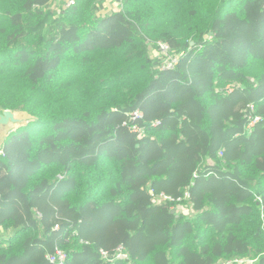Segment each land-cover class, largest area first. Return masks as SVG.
Segmentation results:
<instances>
[{
    "label": "trees",
    "instance_id": "obj_1",
    "mask_svg": "<svg viewBox=\"0 0 264 264\" xmlns=\"http://www.w3.org/2000/svg\"><path fill=\"white\" fill-rule=\"evenodd\" d=\"M52 1L0 0V264H264V0Z\"/></svg>",
    "mask_w": 264,
    "mask_h": 264
},
{
    "label": "built area",
    "instance_id": "obj_2",
    "mask_svg": "<svg viewBox=\"0 0 264 264\" xmlns=\"http://www.w3.org/2000/svg\"><path fill=\"white\" fill-rule=\"evenodd\" d=\"M121 2V0H118ZM74 4V0H68L65 7H70L71 5ZM158 50L160 52H164L165 56L160 57L165 59L164 60V64L162 66V68L164 70H168V69H173L175 68L177 61H178V57L175 56L174 54H172L170 48L168 45L163 44V43H159L158 44ZM167 60V62L165 63V61ZM142 114L140 112H135L134 113V118H141ZM259 121V119H256V122ZM134 131L136 132H140L142 133L143 130H141L138 126H134L133 128ZM190 199V194L189 192H185L184 196L182 198H179L176 202H177V208L180 207L181 205L180 203L186 200ZM156 203H161L163 201H174L172 198L165 196L164 194L160 195L158 198H156ZM259 202L261 203V200H259ZM175 208V212L176 209ZM101 257L105 262H108L110 264H115L118 261H125L127 264H132L131 262V257L130 255L125 251V248L123 246H119L117 247L113 252H106V251H101ZM47 259L50 263L52 264H66L67 260H68V255L66 252L62 251V250H57L54 254H50L47 256ZM249 262V260L247 259H233V260H229V261H221L218 264H247Z\"/></svg>",
    "mask_w": 264,
    "mask_h": 264
},
{
    "label": "rangeland",
    "instance_id": "obj_3",
    "mask_svg": "<svg viewBox=\"0 0 264 264\" xmlns=\"http://www.w3.org/2000/svg\"><path fill=\"white\" fill-rule=\"evenodd\" d=\"M68 0H53L52 1V9L49 11V12H52V13H55V11L57 9H60L62 8L63 6L66 5ZM150 52H151V55L154 56V57H157V56H160V57H163L165 56V53L164 52H160L155 46H152L150 48ZM166 59V58H165ZM164 59V60H165ZM167 62V60L165 61V63ZM17 117L18 118H21L23 120V124H26V118L25 117V114L21 113V112H17ZM16 128H18V126H13V127H10V128H4L0 131V142L3 141V139L5 138V136L11 131V130H15ZM1 144V143H0ZM176 213L181 215L183 214L184 216L188 217V218H194L196 213L193 211V209L191 207H189L188 205H184V206H181L178 207L176 209Z\"/></svg>",
    "mask_w": 264,
    "mask_h": 264
},
{
    "label": "water",
    "instance_id": "obj_4",
    "mask_svg": "<svg viewBox=\"0 0 264 264\" xmlns=\"http://www.w3.org/2000/svg\"><path fill=\"white\" fill-rule=\"evenodd\" d=\"M25 114V113H23ZM26 122L30 120V117L25 114ZM23 120L17 117V114L12 111H4L0 113V131L4 128H10L13 126H21Z\"/></svg>",
    "mask_w": 264,
    "mask_h": 264
},
{
    "label": "crops",
    "instance_id": "obj_5",
    "mask_svg": "<svg viewBox=\"0 0 264 264\" xmlns=\"http://www.w3.org/2000/svg\"><path fill=\"white\" fill-rule=\"evenodd\" d=\"M122 10L121 2L118 0H102V9L100 14L102 16H109L117 14Z\"/></svg>",
    "mask_w": 264,
    "mask_h": 264
}]
</instances>
